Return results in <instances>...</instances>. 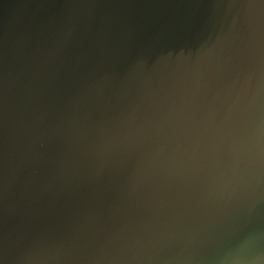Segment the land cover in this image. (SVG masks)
Masks as SVG:
<instances>
[{
    "label": "water",
    "instance_id": "95a60500",
    "mask_svg": "<svg viewBox=\"0 0 264 264\" xmlns=\"http://www.w3.org/2000/svg\"><path fill=\"white\" fill-rule=\"evenodd\" d=\"M0 264H264V0H0Z\"/></svg>",
    "mask_w": 264,
    "mask_h": 264
}]
</instances>
